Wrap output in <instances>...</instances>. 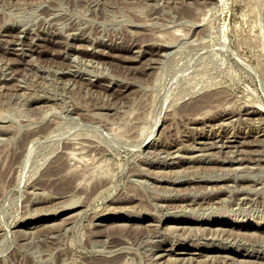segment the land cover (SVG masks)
Here are the masks:
<instances>
[{"label":"rangeland","instance_id":"374dc122","mask_svg":"<svg viewBox=\"0 0 264 264\" xmlns=\"http://www.w3.org/2000/svg\"><path fill=\"white\" fill-rule=\"evenodd\" d=\"M263 104L264 0H0V264H264Z\"/></svg>","mask_w":264,"mask_h":264},{"label":"bare ground","instance_id":"6f19581e","mask_svg":"<svg viewBox=\"0 0 264 264\" xmlns=\"http://www.w3.org/2000/svg\"><path fill=\"white\" fill-rule=\"evenodd\" d=\"M14 40H15V39H14ZM18 41H20V39H19ZM12 43H13V42H12ZM18 43H19V42H18ZM141 53H142V52H141ZM209 96H210V95H209ZM212 100H213V99H212ZM210 101H211V100H210ZM208 102H209V101H208ZM209 103H210V102H209ZM204 104H205V101H204V100H201V101H198V102L196 103V105L193 106V107L196 108L197 110H198L199 108L203 109V108L205 107ZM261 104H262V103H261ZM261 104H259V105H261ZM203 105H204V106H203ZM259 105H258V106H259ZM263 105H264V104H263ZM253 107H254V106H253ZM255 107H256V106H255ZM205 109H207V108H205ZM251 109H252V108H251ZM207 110H208V109H207ZM213 110H214V109H213ZM221 110H222V109H221ZM204 111H205V110H204ZM243 111H244V110H243ZM249 111H250V110H249ZM261 111L264 112V108H263V107H260V108H258V109H254V110H253L254 113H258V112H261ZM195 112H196V110H195ZM205 112H206V111H205ZM211 112H212V111H211ZM211 112H210V113H211ZM218 112H219V110H218ZM226 112H227V111H226ZM241 112H242V111H241ZM241 112H240V114H241ZM212 113H213V112H212ZM223 113H224V112H223ZM223 113H221V114H223ZM204 114H205V113H204ZM218 114H219V113H218ZM221 114H220V116H221ZM237 114H238V112H237ZM242 114H245V113H242ZM196 115H197V114H196ZM199 115H200V113L198 114V116H199ZM230 115H231V114H230ZM206 116H207V115H206ZM209 116H210V115H209ZM209 116H208V117H209ZM216 116H218V115H216ZM228 116H229V115H228ZM191 117H192V116H191ZM195 117H196V116H195ZM193 118H194V116H193ZM196 118H197V117H196ZM206 118H207V117H206ZM230 118H231V117H230ZM259 118H260V117H259ZM191 119H192V118H191ZM196 120H197V119H196ZM204 120L206 121V119H204ZM214 120H215V119H214ZM228 120H229V119H228ZM193 121H194V120H193ZM197 121H198V120H197ZM218 121H219V120H218ZM218 121H217V123H218ZM201 122H202V120H201ZM207 122H208V121H207ZM220 122H221V121H220ZM222 122H223V121H222ZM227 122H228V121H227ZM197 123H198V122H197ZM223 123H224V122H223ZM225 123H226V122H225ZM225 123H224V124H225ZM203 124H204V123H203ZM207 124H208V123H207ZM209 124H211V123H209ZM218 124H219V123H218ZM205 125H206V124H205ZM225 125H226V124H225ZM225 125H224V126H225ZM215 126H217V125H215ZM212 128H213V127H212ZM220 129H221V127H220ZM212 132H213V131H212ZM263 133H264V131H263ZM206 134H207V133H206ZM255 134H256V133H255ZM258 134H260V133H258ZM219 136H220V135H219ZM237 136H238V135H237ZM255 136H256V135H255ZM229 137H230V136H229ZM257 137H258V136H257ZM212 138H213V136H212ZM217 138H218V137H217ZM197 139H198V138H197ZM224 139H225V138H224ZM230 139H231V138H230ZM262 139H264V138H262ZM195 140H196V139H195ZM216 140H218V139H216ZM222 140H223V138H222ZM226 140H227V139H226ZM237 140H238V138H237ZM259 140H260V139H259ZM187 141H188V140H187ZM203 141H204V140H203ZM210 141H211V140H210ZM214 141H215V140H214ZM214 141H213V142H214ZM220 141H221V140H220ZM241 141H242V139H241ZM249 141H250V140H249ZM256 141H258V140H256ZM185 142H186V141H185ZM204 142L207 143V141H204ZM242 142H243V141H242ZM246 142H247V141H246ZM180 143H181V141H180ZM199 143H200V141H199ZM215 143H216V142H215ZM218 143H219V145H220V142H218ZM224 143H225V142H224ZM231 143H232V142H231ZM235 143H236V142H235ZM177 144H178V143H177ZM209 144H210V143H209ZM228 144H229V143H228ZM228 144H227V145H228ZM232 144H233V143H232ZM239 144H240V143H239ZM181 145H182V144H181ZM181 145H180V146H181ZM184 145H186V144H184ZM187 145H188V144H187ZM192 145H193V144H192ZM198 145H199V144H198ZM202 145H203V144H202ZM212 145H213V144H212ZM212 145H211V146H212ZM225 145H226V144H225ZM225 145H222V146H225ZM242 145H243V143H242ZM242 145H241V146H242ZM249 145H250V144H249ZM252 145H253V144H252ZM196 146H197V145H196ZM211 146H210V147H211ZM229 146H230V145H229ZM233 146H234L233 149H235V148H236L235 145H233ZM236 146H237V145H236ZM241 146H240V147H241ZM177 147H179V146L177 145ZM181 147H182V146H181ZM187 147H188V146H187ZM194 147H195V146H194ZM194 147H193V148H194ZM205 147H206V146H205ZM174 148H175V147H174ZM190 148H191V147H190ZM196 148H197V147H196ZM198 148H199V147H198ZM230 148H231V147H230ZM230 148H229V150H230ZM241 148H242V147H241ZM179 149H180V148H179ZM179 149H178V150H179ZM183 149H184V148H183ZM200 149H201V148H200ZM200 149H199V150H200ZM202 149H203V148H202ZM206 149H207V147H206ZM219 149H221V148H219ZM173 150H174V149H173ZM176 150H177V149H176ZM186 150H187V149H186ZM188 150H189V149H188ZM193 150H194V149H193ZM215 150H216V149H215ZM222 150H225V149H222ZM245 150H246V149H245ZM171 151H172V150H171ZM180 151H181V150H180ZM204 151H205V150H204ZM207 151H208V150H207ZM209 151H210V150H209ZM209 151H208V152H209ZM226 151H227V150H226ZM237 151H239V150H237ZM243 151H244V149H243ZM243 151H242V152H243ZM169 152H170V151H169ZM169 152L167 151V153H169ZM176 152H177V151H176ZM227 152H228V151H227ZM233 152H235V151H233ZM181 153H182V152H181ZM195 153H196V152H195ZM201 153H202V151H201ZM206 153H207V152H206ZM206 153H205V154H206ZM218 153H219V152H218ZM224 153H225V152H224ZM248 153H249V152H248ZM169 154H170V153H169ZM172 154H173V153H172ZM174 154H175V153H174ZM177 154H178V152H177ZM177 154H176V155H177ZM186 154H188V153H186ZM190 154H191V153H190ZM198 154H200V153H198ZM207 154H208V153H207ZM211 154H212V153H211ZM230 154H231V152H230ZM232 154H233V153H232ZM235 154H236V153H235ZM237 154H238V152H237ZM170 155H171V154H170ZM192 155H195V154L193 153ZM196 155H197V153H196ZM226 155H227V154H226ZM179 156H180V154H179ZM181 156H182V155H181ZM200 156H202V155H200ZM206 156H207V155H206ZM209 156H210V155H209ZM229 156H230V155H229ZM235 156H236V155H235ZM245 156H246V155H245ZM247 156H248V155H247ZM175 157H176V156H175ZM184 157H185V156H184ZM186 157H187V155H186ZM236 157H237V156H236ZM167 158H168V156H167ZM209 158H210V157H209ZM224 158H225V157H223V159H224ZM238 158H240V156H239ZM172 159H173V158H172ZM181 159H182V158H181ZM200 159H201V157H200ZM204 159H205V157H204ZM220 159H221V158H220ZM232 159H233V158H232ZM244 159H245V157H244ZM175 160H177V158H176ZM179 160H180V158H179ZM193 160H194V159H193ZM211 160H212V159H211ZM224 160H225V159H224ZM227 160H228V159H227ZM229 160H230V159H229ZM251 160H252V159H251ZM189 161H190V160H189ZM199 161H200V160H198V162H199ZM209 161H210V159H209ZM218 161H219V160H218ZM241 161H242V160H241ZM193 162H194V161H193ZM212 162H213V161H212ZM221 162H223V161H221ZM246 162H247V161H246ZM246 162H245V163H246ZM169 163H170V162H169ZM191 163H192V162H190V164H191ZM232 163H233V162H232ZM238 163H239V162H238ZM241 163H242V162H241ZM245 163H244V164H245ZM187 164H188V163H187ZM171 165H172V164H171ZM177 165H178V164H177ZM162 166H163V165H162ZM228 166H229V165H228ZM239 166H240V165H239ZM181 167H182V166H181ZM224 167H225V166H224ZM226 167H227V165H226ZM236 167H237V166H236ZM241 167H242V166H241ZM168 168H169V167H168ZM172 168H173V167H172ZM176 168L179 169V167H176ZM227 168H228V167H227ZM234 168H235V167H234ZM231 169H233V168H231ZM231 169H230V170H231ZM238 169H239V167H238ZM238 169H236V171H237ZM222 170H223V169H222ZM227 170H228V169H227ZM227 170H226V171H227ZM230 170H229V171H230ZM142 171H143V170H142ZM176 171H177V170H176ZM223 171H224V170H223ZM170 172H171V171H170ZM172 172H173V170H172ZM224 172H225V171H224ZM230 172H231V171H230ZM233 172H234V171H233ZM142 173H143V172H142ZM174 173H175V172H174ZM177 173H179V172H177ZM222 173H223V172H222ZM227 173H228V172H227ZM227 173H226V174H227ZM143 174H144V173H143ZM145 174H146V171H145ZM140 175H141V174H140ZM163 175H164V174H163ZM167 175H168V174H167ZM170 175H171V174H170ZM221 175H222V174H221ZM221 175H220V178L222 177ZM144 176H145V175H144ZM146 176H147V175H146ZM164 176H165V175H164ZM159 177H160V176H159ZM170 177H171V176H170ZM173 177L175 178V176H173ZM218 177H219V176H218ZM218 177H217V178H218ZM157 178H158V177H157ZM163 178H164V177H163ZM167 178H169V177H167ZM201 178H202V177H201ZM225 178H226V176H225ZM247 178H248V177H247ZM171 179H172V178H171ZM192 179H193V178H192ZM203 179H204V178H203ZM222 179H223V177H222ZM237 179H238V178H237ZM244 179H246V178H244ZM248 179H249V178H248ZM248 179H247V180H248ZM165 180H168V179H166V176H165ZM169 180H170V179H169ZM189 180H190V178H189ZM189 180H188V182H189ZM206 180H207V179H206ZM233 180H234V178H233ZM239 180H240V179H239ZM242 180H243V179H242ZM160 181H161V180H160ZM171 181H172V180H171ZM184 181H185V180H184ZM236 181H237V180H236ZM252 181H253V180H252ZM179 182H180V181H179ZM182 182H183V181H182ZM247 182H248V181H247ZM247 182H246V183H247ZM249 182H250V181H249ZM167 183H168V182H167ZM185 183H186V182H185ZM192 183H193V182H192ZM195 183H196V182H195ZM203 183H204V182H203ZM207 183H208V182H207ZM213 183H214V182H213ZM218 183H219V182H218ZM228 183H230V182H228ZM233 183H234V182H233ZM159 184H160V183H159ZM223 184H224V183H223ZM226 184H227V183H226ZM248 184H249V183H248ZM251 184H252V183H251ZM164 185H165V184H164ZM171 185H172V184H171ZM201 185H202V184H201ZM211 185H212V184H211ZM213 185H214V184H213ZM243 185H244V184H243ZM243 185H242V187H243ZM246 185H247V184H246ZM252 185H253V184H252ZM162 186H163V185H161V187H162ZM179 186H181V185H179ZM209 186H210V185H209ZM215 186H216V185H215ZM215 186H214V187H215ZM217 186H218V185H217ZM228 186H230V185H228ZM232 186H233V185H232ZM232 186H231V187H232ZM248 186H249V185H248ZM172 187H175V186L173 185ZM207 187H208V186H207ZM210 187H211V186H210ZM223 187H224V185H223ZM223 187H220V188L223 189ZM231 187L229 188L230 190L233 189V188L231 189ZM234 187H235V189H237V188H236L237 185H236V186L234 185ZM240 187H241V186H239L238 188H240ZM249 187H250V186H249ZM254 187H255V186H254ZM254 187H252V189H254ZM168 188H169V186H168ZM178 188H179V187H178ZM226 188H227V186H226ZM244 188H246V186L243 187V189H244ZM240 189H241V188H240ZM247 189H248V188H247ZM255 189H256V188H255ZM170 190H171V189H170ZM172 190H173V189H172ZM214 190L216 191L217 189L214 188ZM220 190H221V189H220ZM245 190H246V189H245ZM249 190H251V188H250ZM237 191H238V189H237ZM225 192H226V191H225ZM248 192H249V191H248ZM250 192H251V191H250ZM180 193H181V192H180ZM187 193H188V192H187ZM229 193H231V192H229ZM233 193H234V191H233ZM239 193H240V191H239ZM246 193H247V192H246ZM175 194H176V193H175ZM183 194H185V193H183ZM205 194H207V193H205ZM214 194H215V193H214ZM163 195H166V194H163ZM177 195H178V194H177ZM179 195H181V194H179ZM208 195H209V194H208ZM218 195H219V194H218ZM244 195H246V194H244ZM170 196H171V195H170ZM174 196H175V195H174ZM181 196H182V195H181ZM205 196H206V195H205ZM219 196H220V195H219ZM248 196H249V195H248ZM250 196H251V195H250ZM208 197H209V196H208ZM241 197L243 198V195H242ZM182 198H183V197H182ZM239 198H240V197H239ZM246 198H247V197H246ZM162 199H163V198H162ZM165 199H166V198H165ZM174 199H175V198H174ZM218 199H219V198H218ZM218 199L216 198V200H218ZM244 199H245V198H244ZM160 200H161V199H160ZM166 201H167V200H166ZM207 201H208V200H207ZM170 202H171V201H170ZM213 202H214V201H213ZM213 202H212V204H213ZM215 202H216V201H215ZM186 203H187V202H186ZM191 203H192V202H191ZM118 211H119V210H118ZM60 212H61V211H60ZM196 214H197V213H196ZM198 214H199V213H198ZM67 216H68V215H67ZM73 216H74V214H73ZM204 216H205V215H204ZM160 217H161V216H160ZM174 217H175V216H174ZM200 217H201V216H200ZM114 218H116V216H114ZM117 218H119L118 215H117ZM121 218H124V217H121ZM131 218H132V217H131ZM175 218H176V217H175ZM183 218H184V216H183ZM194 218H195V217H194ZM198 218H199V217H198ZM67 219H69V218H67ZM70 219H71V218H70ZM188 219H189V218H188ZM188 219H187V221H188ZM190 219H191V216H190ZM199 219L201 220V218H199ZM203 219H205V218H203ZM222 219H223V218H222ZM232 219H233V218H232ZM236 219H237V218H236ZM236 219H235V220H236ZM63 220H65V219H63ZM71 220H72V219H71ZM160 220H161V219H160ZM195 220H196V219H195ZM208 220H209V219H208ZM216 220H217V219H216ZM69 221H70V220H69ZM69 221H68V222H69ZM183 221H184V220H183ZM237 222H238V220H237ZM240 222H241V220H240ZM240 222H238V223H233V224H234L233 226H236V225H237V227L240 229L241 227H246V226L248 225V224L245 223V222H241V223H240ZM247 222H248V221H247ZM64 223H65V221H64ZM64 223H63V224H64ZM224 223H225V222H222L221 224L225 225ZM228 223H229V222H228ZM228 223H227V224H228ZM102 224H103V223H102ZM158 224H159V223H158ZM200 224H201V223H200ZM99 225H100V224H99ZM190 225H191V224H190ZM194 225H195V224H194ZM201 225H203V224H201ZM156 226H157V225H156ZM187 226H188V224H187ZM187 226H186V227H187ZM191 226L193 227V225H191ZM197 226H198V225H197ZM231 226H232V225H231ZM169 227H170V226H169ZM172 227H173V226H172ZM177 227H178V226H177ZM180 227H181V226H180ZM180 227H178V228H180ZM195 227H196V225L191 229V231H193V229H194ZM199 227H200V226H199ZM199 227H198V228H199ZM208 227H209V226H208ZM224 227H225V226H224ZM224 227H222V229H224ZM157 228H158V227H157ZM182 228H183V227H182ZM198 228H197V232L200 231V230H198ZM201 228H205V226H204V227H201ZM206 228H207V227H206ZM210 228L213 229L212 227H210ZM219 228H221V227L219 226ZM186 229H187V228H186ZM218 230H219V229H217V232H218ZM220 230H221V229H220ZM242 230H243V229H242ZM210 231H211V230H210ZM215 231H216V228H215ZM225 231H226V230H225ZM225 231H223V232H225ZM240 231H241V230H240ZM263 231H264V230H262V232H263ZM204 232H205V231H204ZM207 232H208V231H207ZM229 232H230V231H229ZM236 232H237V231H236ZM256 232H257V231H256ZM189 233H190V232H189ZM215 233H216V232H215ZM218 233H219V232H218ZM218 233H217V234H218ZM220 233H221V232H220ZM199 234H200V232H199ZM203 234H204V233H203ZM209 234H210V233H209ZM211 234H212V233H211ZM211 234H210V235H211ZM204 235H205V234H204ZM206 235H207V234H206ZM237 235H238V234H237ZM243 235H244V234H243ZM187 236H188V235H187ZM187 236H186V237H187ZM196 236H197V235H196ZM220 236H221V235H220ZM227 236H228V235H227ZM188 237H190V236H188ZM216 237H217V236H216ZM228 237H229V236H228ZM228 237H227V238H228ZM232 237H233V236H232ZM232 237H231V238H232ZM237 237H238V236H236V238H237ZM219 238H223V237H219ZM224 238H225V237H224ZM239 238H240V237H239ZM242 238H243V237H242ZM189 239H190V238H189ZM192 239H193V238H192ZM211 239H212V238H211ZM233 239H234V238H233ZM246 239H247V238H246ZM182 240H183V239H182ZM187 240H188V239H187ZM206 240H207V239H206ZM220 240H221V239H220ZM238 240H239V239H238ZM238 240H237V241H238ZM240 240H241V239H240ZM248 240H249V239H248ZM248 240H247V241H248ZM228 241H229V238H228ZM245 241H246V240H245ZM251 241H252V240H251ZM262 241H263V240H262ZM175 242H176V241H175ZM177 242H178V241H177ZM231 242H232V241H231ZM201 243H202V242H201ZM208 243H209V242H208ZM241 243H242V242H241ZM248 243H249V242H248ZM161 244H162V243H161ZM209 244H210V243H209ZM211 244H212V243H211ZM214 244H215V243H214ZM235 244H236V243H235ZM239 244H240V243H239ZM204 245H205V244H204ZM215 245H217V244H215ZM231 245H232V244H231ZM236 245H237V244H236ZM243 245H245V244H243ZM254 245H255V244H254ZM158 246H160V245H158ZM171 246H172V245H171ZM173 246H174V245H173ZM208 246H209V245H208ZM212 246H213V245H212ZM220 246H222V245H220ZM240 246H241V245H240ZM248 246H249V245H248ZM166 247H167V246H166ZM205 247H206V246H205ZM222 247H223V246H222ZM237 247H238V245H237ZM250 247H252V246H250ZM160 248H161V247H160ZM164 248H165V247H164ZM167 248H168V247H167ZM202 248H203V247H202ZM210 248H211V247H210ZM223 248H224V247H223ZM234 248H236V247H234ZM200 249H201V248H200ZM224 249H225V248H224ZM230 249H231V248H230ZM250 249H251V248H250ZM263 249H264V248H263ZM164 250H168L167 252L170 253V254H172V253H175V254H176V253H179V252H176V249H175V250H174V249H173V250H171V249H164ZM164 250H163V251H164ZM245 250H246V248H245ZM251 250H252V249H251ZM253 250H254V249H253ZM259 250H260V249H259ZM259 250L257 249V251H259ZM183 251H184V250H183ZM185 251H186V250H185ZM205 251H206V250H205ZM247 251H248V250H247ZM219 252H220V251H219ZM262 252H263V251H262ZM159 253H160V252H159ZM168 253H167V254H168ZM181 253H190V254H192V255H193V254L202 255L203 252H202V251H198V252H193V251L191 252V251H189V252H181ZM181 253H180V254H181ZM216 253H218V252H216ZM235 253H236V252H235ZM190 254H189V255H190ZM204 254H205V253H204ZM220 254L222 255L221 252H220ZM225 254H226V253H225ZM159 255L162 256L161 254H159ZM159 255H158V256H159ZM209 255H211V254H208V257H209ZM168 256H169V255H168ZM195 256H196V255H195ZM203 256H204V255H203ZM218 256H219V255H218ZM225 256H226V255H225ZM228 256H229V255H228ZM242 256H244V255H242ZM256 256H257V253H256ZM258 256H259V255H258ZM262 256H263V254H262ZM165 257H166V256H165ZM165 257H164V258H165ZM169 257H171V256H169ZM176 257H177V256H176ZM176 257L173 256V257H171V258L173 259V258H176ZM178 257H179V256H178ZM191 257H192V256L190 255L189 258H191ZM219 257H220V256H219ZM230 257H232V256H230ZM230 257H229V258H230ZM234 257H235V256H234ZM164 258H163V259H164ZM166 258H167V257H166ZM224 258H225V257H224ZM232 258H233V257H232ZM232 258H231V259H232ZM240 258H241V257H240ZM245 258H246V257H245ZM157 259H158V258H157ZM176 259H177V258H176ZM180 259H181V258H180ZM194 259H195V257H194ZM199 259H200V258H199ZM206 259H207V257H206ZM222 259H223V258H222ZM249 259H250V258H249ZM251 259H254V258H251ZM255 259H256V257H255ZM161 260H162V259H161ZM161 260H160V261H161ZM173 260H174V259H173ZM185 260H186V259H185ZM188 260L191 261V259H188ZM207 260H208V259H207ZM235 260H237V259L235 258ZM239 260H240V259H238V261H239ZM257 260H258V259H257ZM257 260H254V263H255V261H257ZM259 260H260V259H259ZM165 261H166V260H165ZM171 261H172V260H171ZM177 261H178V260H176V262H177ZM196 261H197V260H196ZM196 261H195V262H196ZM200 261H202V260H200ZM203 261H204V260H203ZM211 261H213V260H211ZM216 261H217V260H216ZM225 261H226V260H225ZM241 261H242V260H241ZM243 261H244V260H243ZM247 261H248V260L245 259L244 262H247ZM252 261H253V260H252ZM162 262H163V261H162ZM169 262H170V261H169ZM174 262H175V261H174ZM187 262H188V261H187ZM214 262H215V261H214ZM232 262H233V261H232ZM236 262H237V261H236ZM250 262H251V261H250ZM250 262H249V264H251ZM257 262H258V261H257ZM263 262H264V261H263ZM184 263H186V262L184 261ZM215 263H216V262H215ZM224 263H225V262H224ZM234 263H235V262H234ZM240 263H241V262H240ZM258 263H259V262H258ZM179 264H180V263H179ZM243 264H244V263H243Z\"/></svg>","mask_w":264,"mask_h":264}]
</instances>
